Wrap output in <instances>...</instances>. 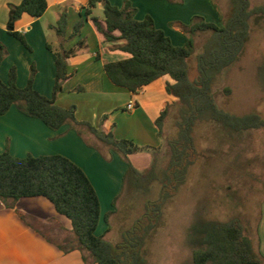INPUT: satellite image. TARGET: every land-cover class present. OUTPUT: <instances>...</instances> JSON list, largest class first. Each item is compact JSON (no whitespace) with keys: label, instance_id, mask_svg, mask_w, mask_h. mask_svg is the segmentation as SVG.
<instances>
[{"label":"trees","instance_id":"trees-1","mask_svg":"<svg viewBox=\"0 0 264 264\" xmlns=\"http://www.w3.org/2000/svg\"><path fill=\"white\" fill-rule=\"evenodd\" d=\"M99 3L103 7L104 24L91 16ZM213 4L219 15L218 23L194 16L190 24L180 25L186 41L183 46H176L164 31L156 28L151 17L137 20L136 9L129 1H124L121 8L107 0L87 2L85 16L90 17L104 41L112 44L110 49L129 54L128 58L120 61L104 62V72L116 87L137 94L164 76L172 80L166 83L165 91L177 99L176 131L164 141L162 148H153L152 164L144 171L135 168L129 157L150 147L140 148L132 140L116 139L113 126L108 131L95 128L77 120L75 106L62 108L56 104L64 83L71 76L67 61L75 55V49L66 50L64 43L79 34L82 20L77 21L68 37L64 9L56 25H50L61 39L58 44H47V49L55 56L52 97L48 98L34 89V66H31L23 88L16 85L15 66L9 70L7 83L0 79V115L15 106L25 116L41 120L53 131L67 125L82 138L90 133L110 153L118 154L126 163L122 190L127 185L133 192L141 190L146 194L152 183L158 185L156 198L144 202L143 212L132 219L118 242H109L103 235L96 234L101 217L98 194L85 171L63 155L29 154L17 158L6 148L0 153V201L6 207L14 208L23 197L41 196L49 200L58 214L71 223V237L59 245L60 249L65 253L81 251L87 264H146L147 242L161 224L163 209L179 193L199 158L198 127L202 124L217 125L229 134L264 130V117L259 113L237 115L225 111L218 106L215 94V86L222 73L242 56L253 24L264 18V6H252L250 0H229V11L224 15L215 2ZM47 7V0H22L19 4H10L7 32L30 49L22 33L16 30L15 23L24 13L39 18ZM198 33L208 36L201 51L194 56L195 35ZM7 54L6 47L0 43V64ZM192 58L196 66L194 77L189 70ZM76 90L82 91V88L77 87ZM167 112V109L162 111L156 120L158 137H162V123ZM106 118L104 116L101 122ZM163 148L169 150L164 166L159 163ZM117 199L113 201L114 208ZM109 215H104L107 225ZM21 218L27 221L25 216L21 215ZM188 243L193 248L192 264H264V257L256 251L252 238L238 217L222 221L197 215L188 234Z\"/></svg>","mask_w":264,"mask_h":264},{"label":"crops","instance_id":"crops-1","mask_svg":"<svg viewBox=\"0 0 264 264\" xmlns=\"http://www.w3.org/2000/svg\"><path fill=\"white\" fill-rule=\"evenodd\" d=\"M21 1L0 0V43L8 52L0 64L1 81L8 82L9 70L15 66L16 85L23 88L27 84L30 68L34 66V89L48 98L52 97L56 74L55 56L47 49V44L55 45L61 41L50 25H56L59 14L64 9L67 14V37L73 33L77 21L82 20L83 24L79 34L64 43L66 50L75 49V55L67 61L71 76L64 83L56 104L63 108L75 106L77 120L87 122L95 128L101 127L108 131L113 126L112 132L116 139L132 140L140 148H162L166 140L163 136V123L162 137H158L156 120L165 109L168 111L171 107H177V99L165 91L166 83L172 82L171 78L164 76L137 94L116 87L104 72V62L120 61L128 58L129 54L110 49L112 44L104 41L90 17L85 16L88 0H47L48 7L43 16L35 18L24 13L15 23V27L30 47L26 48L6 29L9 5L19 4ZM107 1L119 8L124 1H129L136 9L137 20L151 17L156 28L164 31L176 46H183L186 41L180 32V25L190 24L194 16L203 17L206 21L213 19L214 23L219 20L212 0ZM97 7H102V3ZM95 9L91 16L96 17ZM96 18L104 24L103 17ZM81 41L83 43L78 46ZM77 87L83 91H76ZM81 92L92 95L89 102H80L81 96L78 95ZM130 103L134 104L131 110L127 108ZM125 115L127 121H130L127 128L122 127V123L119 124ZM104 116L107 118L102 123ZM84 138L67 125L53 131L41 120L25 116L15 106L0 115V153L7 148L17 158L29 154H59L85 171L100 200L101 217L96 234L107 239L110 223L118 211L117 203L122 194L127 165L118 154L110 153L92 134L86 133ZM131 157L132 155L129 157L130 161ZM116 198L118 199L114 208L112 204ZM107 213H110L109 225L104 222V215ZM255 225L254 233L250 237L256 251L264 257V200ZM108 227L109 230L106 231ZM43 229L56 238L71 236L70 221L58 214L53 204L44 197L20 198L14 208L6 207L0 201V264H87L81 251L65 253L59 247L62 244L50 241L41 232Z\"/></svg>","mask_w":264,"mask_h":264},{"label":"rangeland","instance_id":"rangeland-1","mask_svg":"<svg viewBox=\"0 0 264 264\" xmlns=\"http://www.w3.org/2000/svg\"><path fill=\"white\" fill-rule=\"evenodd\" d=\"M250 1L252 6H264V0ZM212 2L224 15L228 13L229 0ZM94 15L103 17V8L97 7ZM208 21L215 22L213 19ZM207 36L206 33L195 36L194 56L201 51ZM263 68L264 18L253 24L239 61L220 76L215 86L218 106L237 115L256 112L264 117ZM189 70L194 77L196 66L193 58L189 62ZM78 96H81L83 104L92 98L84 92ZM176 109V106L169 108L163 120L166 139L175 134ZM125 116L124 120L120 118L119 124L127 128L130 121ZM197 145L199 158L179 193L165 205L161 224L147 242L146 264H192L193 248L188 243V234L197 215L222 221L238 217L248 235L254 233L264 200V130L229 134L217 125L202 124L197 129ZM153 151L149 148L135 153L131 163L137 169H147ZM168 158L169 150L163 148L159 163L164 166ZM149 189L144 194L141 190L133 192L125 186L117 203L118 211L110 223L109 242H118L132 219L143 212L144 202L156 198L158 185L152 183ZM41 232L50 241L62 245L71 237L56 238L45 229Z\"/></svg>","mask_w":264,"mask_h":264},{"label":"built area","instance_id":"built-area-1","mask_svg":"<svg viewBox=\"0 0 264 264\" xmlns=\"http://www.w3.org/2000/svg\"><path fill=\"white\" fill-rule=\"evenodd\" d=\"M133 107H134V104H132V103L127 105V108L130 109V110L133 109Z\"/></svg>","mask_w":264,"mask_h":264}]
</instances>
